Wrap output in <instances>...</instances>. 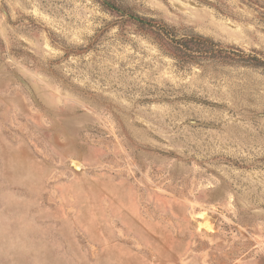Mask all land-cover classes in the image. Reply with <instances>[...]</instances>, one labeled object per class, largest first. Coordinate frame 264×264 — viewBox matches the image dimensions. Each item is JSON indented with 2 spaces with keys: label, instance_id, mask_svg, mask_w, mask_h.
<instances>
[{
  "label": "rangeland",
  "instance_id": "rangeland-1",
  "mask_svg": "<svg viewBox=\"0 0 264 264\" xmlns=\"http://www.w3.org/2000/svg\"><path fill=\"white\" fill-rule=\"evenodd\" d=\"M107 1L0 0V264H264V0Z\"/></svg>",
  "mask_w": 264,
  "mask_h": 264
},
{
  "label": "trees",
  "instance_id": "trees-1",
  "mask_svg": "<svg viewBox=\"0 0 264 264\" xmlns=\"http://www.w3.org/2000/svg\"><path fill=\"white\" fill-rule=\"evenodd\" d=\"M123 15V14H121ZM137 20V19H136ZM138 23L148 27L152 34L160 43L168 46L171 55L182 63H198L203 59H218L222 62H231L232 60H252V64H261L257 57L248 54L247 59L243 51L237 48L223 47L210 37L198 33H185L178 35L174 27L156 19H140Z\"/></svg>",
  "mask_w": 264,
  "mask_h": 264
},
{
  "label": "crops",
  "instance_id": "crops-1",
  "mask_svg": "<svg viewBox=\"0 0 264 264\" xmlns=\"http://www.w3.org/2000/svg\"><path fill=\"white\" fill-rule=\"evenodd\" d=\"M146 260L147 261L142 263V264H173V263H170L168 261L167 262H158V261L152 260L149 255H147V259ZM134 264H138V263H134Z\"/></svg>",
  "mask_w": 264,
  "mask_h": 264
},
{
  "label": "water",
  "instance_id": "water-1",
  "mask_svg": "<svg viewBox=\"0 0 264 264\" xmlns=\"http://www.w3.org/2000/svg\"><path fill=\"white\" fill-rule=\"evenodd\" d=\"M106 3H108L110 6H112L107 0H104ZM135 19L139 20V17L133 16Z\"/></svg>",
  "mask_w": 264,
  "mask_h": 264
}]
</instances>
